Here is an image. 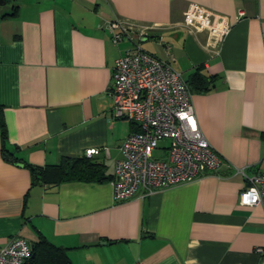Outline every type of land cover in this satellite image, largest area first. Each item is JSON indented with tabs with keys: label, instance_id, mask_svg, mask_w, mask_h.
Wrapping results in <instances>:
<instances>
[{
	"label": "crops",
	"instance_id": "obj_1",
	"mask_svg": "<svg viewBox=\"0 0 264 264\" xmlns=\"http://www.w3.org/2000/svg\"><path fill=\"white\" fill-rule=\"evenodd\" d=\"M3 1L0 108L7 150L19 161L0 151V248L41 236L71 264H264L263 211L238 204V171L251 176L264 166V0ZM188 4L229 23L216 54L205 33L180 27ZM115 18L149 25L139 47L184 80L197 68L211 79L190 102L219 159L189 182L148 196L139 188L120 202L113 164L135 126L113 118L108 92L113 61L133 40L110 42L105 23ZM61 157H84L106 179L43 185L25 165Z\"/></svg>",
	"mask_w": 264,
	"mask_h": 264
},
{
	"label": "built area",
	"instance_id": "obj_2",
	"mask_svg": "<svg viewBox=\"0 0 264 264\" xmlns=\"http://www.w3.org/2000/svg\"><path fill=\"white\" fill-rule=\"evenodd\" d=\"M180 27L191 35L205 33V46L214 55L230 25L198 5L188 4ZM105 29L112 44L122 37L133 40L131 48L113 61L110 73L112 116L136 127L121 142L120 157L113 164V201L127 200L139 188L142 196H148L214 170L219 159L197 126L190 92L180 73L138 45L151 27L115 18L105 23ZM154 151L161 155L154 158ZM93 154L96 150L85 152L86 157ZM238 173L244 180L238 204L259 206L264 215V166L251 176ZM255 251L259 254L261 249ZM30 257V246L21 238H10L0 248V264H30Z\"/></svg>",
	"mask_w": 264,
	"mask_h": 264
},
{
	"label": "trees",
	"instance_id": "obj_3",
	"mask_svg": "<svg viewBox=\"0 0 264 264\" xmlns=\"http://www.w3.org/2000/svg\"><path fill=\"white\" fill-rule=\"evenodd\" d=\"M16 7L12 12L3 17L15 15ZM184 80V79H183ZM189 92L206 91L211 86V79L203 76L198 68L184 80ZM136 131V127H135ZM0 151L4 158L9 161H19L11 158V153L7 150L5 126L2 120L0 108ZM29 169L34 181L43 185H57L62 182L84 181L101 182L106 179L103 168L96 166L82 158L61 157L54 165L32 166L25 164ZM30 264H71L66 256L65 249L54 246L43 237L39 236L35 242L30 244Z\"/></svg>",
	"mask_w": 264,
	"mask_h": 264
},
{
	"label": "rangeland",
	"instance_id": "obj_4",
	"mask_svg": "<svg viewBox=\"0 0 264 264\" xmlns=\"http://www.w3.org/2000/svg\"><path fill=\"white\" fill-rule=\"evenodd\" d=\"M162 145H163V143H159V146H162ZM158 155H161V153H160L159 151H154V152L152 153V156H153L154 158H157Z\"/></svg>",
	"mask_w": 264,
	"mask_h": 264
},
{
	"label": "water",
	"instance_id": "obj_5",
	"mask_svg": "<svg viewBox=\"0 0 264 264\" xmlns=\"http://www.w3.org/2000/svg\"><path fill=\"white\" fill-rule=\"evenodd\" d=\"M3 3H4V1L3 0H0V5L3 4Z\"/></svg>",
	"mask_w": 264,
	"mask_h": 264
}]
</instances>
